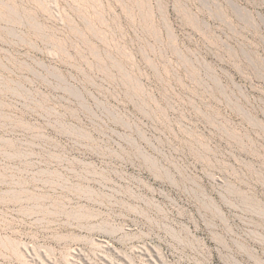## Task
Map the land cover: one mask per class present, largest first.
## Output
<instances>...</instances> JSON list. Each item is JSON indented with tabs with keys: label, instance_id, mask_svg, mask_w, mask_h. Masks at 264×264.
<instances>
[{
	"label": "rangeland",
	"instance_id": "rangeland-1",
	"mask_svg": "<svg viewBox=\"0 0 264 264\" xmlns=\"http://www.w3.org/2000/svg\"><path fill=\"white\" fill-rule=\"evenodd\" d=\"M0 264H264V0H0Z\"/></svg>",
	"mask_w": 264,
	"mask_h": 264
}]
</instances>
